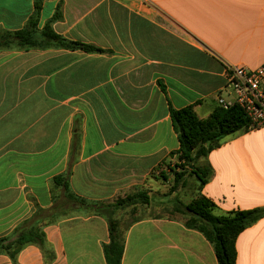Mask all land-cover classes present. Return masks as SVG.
Here are the masks:
<instances>
[{"label": "crops", "instance_id": "1", "mask_svg": "<svg viewBox=\"0 0 264 264\" xmlns=\"http://www.w3.org/2000/svg\"><path fill=\"white\" fill-rule=\"evenodd\" d=\"M42 2L39 29L59 8L54 30L101 51H0V238L37 207L51 208L53 197L63 200L52 180L68 171L72 192L88 201L139 191L154 198L164 185L154 171L164 160L176 169L170 154L180 146L170 105L193 106L207 119L220 96L233 99L226 66L264 64V0ZM35 5L0 0V31L24 29ZM198 165L213 175L201 190L194 185L185 204L203 195L217 216L264 207V128L227 137ZM141 208L148 207L134 211ZM119 229L122 264H219L214 245L181 218L137 216ZM43 230L51 254L29 245L15 261L1 254L0 264H108L106 218L79 211ZM236 248V264H264V218L238 236Z\"/></svg>", "mask_w": 264, "mask_h": 264}, {"label": "trees", "instance_id": "2", "mask_svg": "<svg viewBox=\"0 0 264 264\" xmlns=\"http://www.w3.org/2000/svg\"><path fill=\"white\" fill-rule=\"evenodd\" d=\"M42 3V0H36L35 13L24 29L15 32L0 31V51L48 49L101 51L94 46L68 40L54 30L53 23L62 19L59 8L53 18L39 29ZM170 117L180 146L177 151L170 154V158H177L176 169L164 160L154 171L159 172L157 178L164 182L169 181L167 169L174 176L175 184L164 197L167 198V203L172 204L174 213L188 217L186 225L189 228L203 233L214 245L219 264H236L237 238L247 228L264 218V207L237 210L224 216H217L214 213L215 203L203 195L197 196L189 204H185L177 196L173 198L171 196L177 186H186L187 177L193 175L199 180L201 190L211 179L213 170L209 165L201 166L198 163L220 147L227 137L240 131L248 132L250 119L239 105L227 109L219 106L207 119H201L193 106L175 109L170 105ZM70 175L71 171H68L52 180L53 188L62 190L63 200L53 197L54 205L51 208L37 207L36 213L30 219L21 223L12 234L0 238V255L6 254L15 261L26 246L36 245L48 256L51 250L48 248L43 227L74 212L88 211L106 218L109 223L111 242L104 247L107 263L122 264L125 231L119 229V221L115 220L114 214L138 205L148 206L151 200L149 194L147 191H139L112 203L92 202L72 192Z\"/></svg>", "mask_w": 264, "mask_h": 264}, {"label": "built area", "instance_id": "3", "mask_svg": "<svg viewBox=\"0 0 264 264\" xmlns=\"http://www.w3.org/2000/svg\"><path fill=\"white\" fill-rule=\"evenodd\" d=\"M226 89L232 100L218 98L225 109L239 105L250 119L249 131L264 128V64L255 69L241 65L226 66Z\"/></svg>", "mask_w": 264, "mask_h": 264}, {"label": "rangeland", "instance_id": "4", "mask_svg": "<svg viewBox=\"0 0 264 264\" xmlns=\"http://www.w3.org/2000/svg\"><path fill=\"white\" fill-rule=\"evenodd\" d=\"M189 178V177H188ZM175 184L174 180H172V182L166 183L164 182V185L162 187V191H160L158 194L153 195L154 198H151L150 204L146 207L148 208H141L142 210H135L134 208L133 210L129 209H125L119 212V214H117V216H115V220L119 221V227L122 229L125 227V225L132 219L135 218L137 216L142 217V216H149V215H155V216H169V217H177V218H181L185 221L188 220V217H185L181 214H177L174 213V209L172 204L170 203H160L161 200L158 199L159 196L162 197V199L164 198L165 195L169 194V192L171 191V188L173 187V185ZM199 186L200 182L197 178H191L189 179L188 183L186 186H177L175 188V192L173 193V196H171L172 198L174 196L179 197V199L183 202H188L195 193V188L194 185ZM182 189L181 193H178L179 189ZM160 197V199H161ZM137 207V206H136ZM138 207H145L142 205H138Z\"/></svg>", "mask_w": 264, "mask_h": 264}]
</instances>
